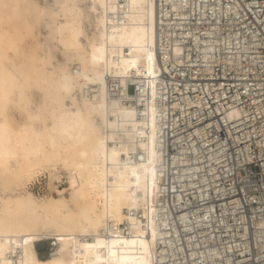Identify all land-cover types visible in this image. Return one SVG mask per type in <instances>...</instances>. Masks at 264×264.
<instances>
[{
	"label": "bare ground",
	"instance_id": "6f19581e",
	"mask_svg": "<svg viewBox=\"0 0 264 264\" xmlns=\"http://www.w3.org/2000/svg\"><path fill=\"white\" fill-rule=\"evenodd\" d=\"M165 2L0 0V264H169ZM38 239L54 240L46 258Z\"/></svg>",
	"mask_w": 264,
	"mask_h": 264
},
{
	"label": "built area",
	"instance_id": "2783aa9c",
	"mask_svg": "<svg viewBox=\"0 0 264 264\" xmlns=\"http://www.w3.org/2000/svg\"><path fill=\"white\" fill-rule=\"evenodd\" d=\"M165 5L159 36L171 56L159 88L157 162L165 260L264 264V0ZM47 178L40 173L33 188L42 191Z\"/></svg>",
	"mask_w": 264,
	"mask_h": 264
},
{
	"label": "rangeland",
	"instance_id": "374dc122",
	"mask_svg": "<svg viewBox=\"0 0 264 264\" xmlns=\"http://www.w3.org/2000/svg\"><path fill=\"white\" fill-rule=\"evenodd\" d=\"M38 2H39L40 5L43 6V5H46V4L53 3V0H38ZM34 28H35L34 31H35L36 35L39 36L41 39H44L45 34H47V28H46L45 22L43 20L40 21V22H37L35 24ZM39 33H41V34L39 35ZM26 42L30 43L31 42V38L28 37ZM37 97L39 98V94H37ZM13 110L11 111L12 115H14L15 118L17 117V115L19 116V117L16 118V120H18V121L22 120V117H21L20 113L14 108H13ZM15 113H16V115H15ZM57 173H58V171L49 173L50 179H54L56 177ZM74 182H75V178H72L70 176V185H72ZM65 186L66 187L68 186L67 183H65V184L63 183L61 187H65ZM55 191L56 192H62L63 190L55 189ZM50 241L51 240L49 239V240H46L44 242H41V243L37 244V248H38V252H39V256L40 257L46 258L47 256H49V250L47 249V246L51 243Z\"/></svg>",
	"mask_w": 264,
	"mask_h": 264
}]
</instances>
